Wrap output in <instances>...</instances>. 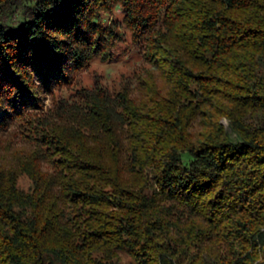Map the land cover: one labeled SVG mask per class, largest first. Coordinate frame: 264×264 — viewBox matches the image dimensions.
I'll list each match as a JSON object with an SVG mask.
<instances>
[{
  "label": "trees",
  "instance_id": "16d2710c",
  "mask_svg": "<svg viewBox=\"0 0 264 264\" xmlns=\"http://www.w3.org/2000/svg\"><path fill=\"white\" fill-rule=\"evenodd\" d=\"M0 264H264V0H0Z\"/></svg>",
  "mask_w": 264,
  "mask_h": 264
},
{
  "label": "rangeland",
  "instance_id": "374dc122",
  "mask_svg": "<svg viewBox=\"0 0 264 264\" xmlns=\"http://www.w3.org/2000/svg\"><path fill=\"white\" fill-rule=\"evenodd\" d=\"M122 13L117 9L114 13L104 15V22L110 23L114 20H122ZM125 32L124 40L119 43L115 50L114 59L111 62L94 61L90 67L83 70L76 76V82L79 85H93L99 81L103 85L110 88L118 87L124 76L132 74L137 66L143 62L142 52L138 44H135L131 38L130 32L124 27L121 28ZM49 98L46 104H49ZM228 126V121L223 120Z\"/></svg>",
  "mask_w": 264,
  "mask_h": 264
}]
</instances>
